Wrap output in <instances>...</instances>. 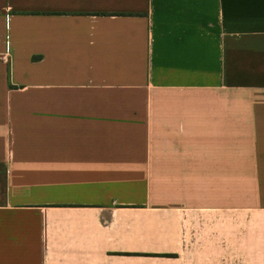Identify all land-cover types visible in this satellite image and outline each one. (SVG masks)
Returning <instances> with one entry per match:
<instances>
[{"label": "crops", "instance_id": "crops-1", "mask_svg": "<svg viewBox=\"0 0 264 264\" xmlns=\"http://www.w3.org/2000/svg\"><path fill=\"white\" fill-rule=\"evenodd\" d=\"M0 264H264V0H0Z\"/></svg>", "mask_w": 264, "mask_h": 264}, {"label": "rangeland", "instance_id": "rangeland-1", "mask_svg": "<svg viewBox=\"0 0 264 264\" xmlns=\"http://www.w3.org/2000/svg\"><path fill=\"white\" fill-rule=\"evenodd\" d=\"M239 176V175H234V180H236L235 178ZM234 182H238V181H234ZM235 186V185H234ZM240 193H241V190L240 189H234V192H233V197H236V196H240ZM246 193V191H245ZM234 200H237L236 198H234Z\"/></svg>", "mask_w": 264, "mask_h": 264}]
</instances>
